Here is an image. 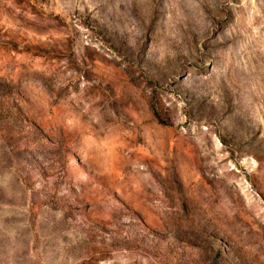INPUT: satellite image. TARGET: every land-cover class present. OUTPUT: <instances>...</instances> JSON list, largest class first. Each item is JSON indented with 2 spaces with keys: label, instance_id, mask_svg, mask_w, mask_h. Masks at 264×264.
I'll return each instance as SVG.
<instances>
[{
  "label": "rangeland",
  "instance_id": "rangeland-1",
  "mask_svg": "<svg viewBox=\"0 0 264 264\" xmlns=\"http://www.w3.org/2000/svg\"><path fill=\"white\" fill-rule=\"evenodd\" d=\"M0 264H264V0H0Z\"/></svg>",
  "mask_w": 264,
  "mask_h": 264
}]
</instances>
